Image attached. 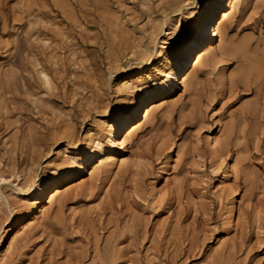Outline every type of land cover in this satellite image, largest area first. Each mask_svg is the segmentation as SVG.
Instances as JSON below:
<instances>
[{"label": "rangeland", "instance_id": "rangeland-1", "mask_svg": "<svg viewBox=\"0 0 264 264\" xmlns=\"http://www.w3.org/2000/svg\"><path fill=\"white\" fill-rule=\"evenodd\" d=\"M196 6L0 0V264H264V0L241 3L226 22L225 44L238 54L219 53L216 67L207 59L133 137L140 167L100 171L94 190L89 182L64 208L53 204L1 260L12 227L29 218L19 188L69 165L86 141L103 140L101 125L134 91L118 81L157 65L170 50L162 23H187ZM232 169L220 202L216 187Z\"/></svg>", "mask_w": 264, "mask_h": 264}, {"label": "bare ground", "instance_id": "bare-ground-1", "mask_svg": "<svg viewBox=\"0 0 264 264\" xmlns=\"http://www.w3.org/2000/svg\"><path fill=\"white\" fill-rule=\"evenodd\" d=\"M245 1L254 0H197L196 8L189 12V22L183 21V17L164 20L159 33L164 36L162 44H168L170 50L162 56L159 55V63L152 69L141 70L137 77H125L118 81L117 88L127 90L126 92L132 89L134 91L127 100L117 105L110 113L109 119L101 125V130L105 133L103 140L86 141L81 149H76L77 152L72 156L69 165L53 170L43 179L32 181L26 190L19 188L23 200L29 204V218L25 213L15 223L16 226L12 227L15 233L6 245L1 260H5L4 257L16 247L18 237L26 234L30 227H36L53 204L58 202L59 208H64L70 200L69 196L89 182H91L89 191L94 190L96 186L93 180L100 176V171L110 174L130 163L140 167L141 156L134 152L132 139L145 127L150 117L166 106H171L180 93L188 89L197 68L207 59L216 67L221 63L219 53L227 56L238 54L231 46L225 44L229 32L226 22ZM161 48H164V45H161ZM153 75L155 79H152ZM42 76L46 86L51 87L53 82L50 75L42 72ZM173 117L172 110L169 118ZM220 133L221 129L212 144L216 154H220L217 161H221V153L224 152L220 150L223 145ZM221 166L222 162L219 168ZM1 167L0 161V181L4 179ZM235 174L236 171L232 169L217 185L216 195L220 202H223L224 192L232 185ZM158 195V193L153 195L156 202ZM3 204V193L0 190V206ZM234 215L230 220L231 227L234 226ZM255 220L259 228L261 218Z\"/></svg>", "mask_w": 264, "mask_h": 264}, {"label": "snow or ice", "instance_id": "snow-or-ice-1", "mask_svg": "<svg viewBox=\"0 0 264 264\" xmlns=\"http://www.w3.org/2000/svg\"><path fill=\"white\" fill-rule=\"evenodd\" d=\"M177 54H179V53H177ZM45 79H47V77L45 76ZM0 182H2V181H0Z\"/></svg>", "mask_w": 264, "mask_h": 264}]
</instances>
